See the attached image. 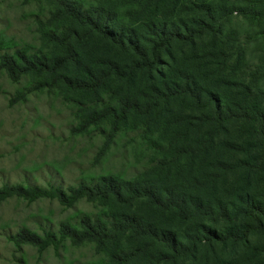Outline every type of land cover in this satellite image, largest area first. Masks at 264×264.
I'll return each instance as SVG.
<instances>
[{
  "label": "trees",
  "instance_id": "1",
  "mask_svg": "<svg viewBox=\"0 0 264 264\" xmlns=\"http://www.w3.org/2000/svg\"><path fill=\"white\" fill-rule=\"evenodd\" d=\"M49 1L87 35L132 57L131 73L124 77L146 72L157 83L149 103L134 101L108 110L101 118L111 117L116 127L130 115L151 118L149 123L161 125V133L169 134L165 148L170 157L158 166L169 169L185 160L181 172L176 171L184 190H166L162 196L161 190L146 187L124 190L112 184L91 187L81 183L66 193L52 186L4 184L0 203L10 198L29 203L50 199L69 208L82 198L118 203L144 200L160 212L173 213L179 223H194L196 228L186 234L185 244L172 230L159 235L135 220L110 232L66 229L59 236L52 231L39 236L22 231L9 240L17 247L35 246L39 253L48 248L57 252L67 238L104 243L117 232L129 231L161 243L165 260L172 264L189 263L200 249L212 252L215 264H264V242L254 238L264 237V0H132L141 6L138 22L150 33L147 45L134 30L121 32L102 23L101 13L87 16L62 0ZM236 17L257 30L242 36L235 27ZM71 38L68 34L56 39L62 57L50 67H21L15 57L3 55L0 68L12 81L31 70L55 74L75 56ZM110 75L121 73L115 67L106 77ZM169 180L165 177L159 182ZM207 223L222 227L212 229ZM222 246H227V260L219 256L217 249Z\"/></svg>",
  "mask_w": 264,
  "mask_h": 264
},
{
  "label": "rangeland",
  "instance_id": "2",
  "mask_svg": "<svg viewBox=\"0 0 264 264\" xmlns=\"http://www.w3.org/2000/svg\"><path fill=\"white\" fill-rule=\"evenodd\" d=\"M62 1L87 16L99 17L101 13L106 16L101 22L108 27L134 30L143 45L150 40V33L138 22L141 6L132 0ZM234 23L242 36L257 30L239 17ZM68 34L75 56L55 74L31 70L12 81L0 68V186H52L68 193L84 183L91 187L112 184L124 190L146 187L161 190L162 196L168 191L182 192L176 171L181 172L185 160L169 169L158 166L170 157L165 148L169 134L161 133V125L149 123L151 118L130 115L116 127L111 117L101 118L108 110L134 101L149 103L153 88L158 87L150 75L138 72L124 77L131 73L132 57L97 36L87 35L62 17L51 1L0 0V58L13 56L21 67H50L62 57L56 39ZM115 67L121 75L106 77ZM94 85L97 87L91 89ZM113 126L114 134L108 140ZM165 177L170 179L168 186L159 182ZM132 220L159 235L172 230L184 244L186 234L196 228L194 223H179L173 213L160 212L144 200L118 203L82 198L68 208L56 200L29 203L10 198L0 203V264H172L165 260L161 243L135 237L129 231L117 232L104 243L67 238L57 252L48 248L39 253L35 246L17 247L9 240L22 231L39 236L44 231L59 236L66 229L110 232ZM207 225L216 230L222 227ZM254 238L264 242V237ZM217 250L227 260V246ZM214 262L212 252L200 249L186 264Z\"/></svg>",
  "mask_w": 264,
  "mask_h": 264
}]
</instances>
